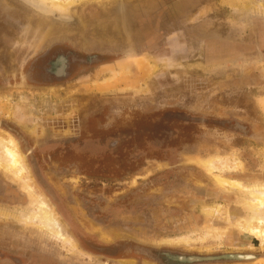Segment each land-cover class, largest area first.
I'll list each match as a JSON object with an SVG mask.
<instances>
[{"label":"rangeland","instance_id":"374dc122","mask_svg":"<svg viewBox=\"0 0 264 264\" xmlns=\"http://www.w3.org/2000/svg\"><path fill=\"white\" fill-rule=\"evenodd\" d=\"M230 1L185 0L171 14V0H92L68 21L0 0V129L76 242L0 219V264H264L230 226L209 250L154 245L199 229L202 205L244 217L240 197L189 159L236 155L233 178H264V0L251 21ZM81 52L95 61L78 69ZM27 204L0 172V207Z\"/></svg>","mask_w":264,"mask_h":264},{"label":"bare ground","instance_id":"6f19581e","mask_svg":"<svg viewBox=\"0 0 264 264\" xmlns=\"http://www.w3.org/2000/svg\"><path fill=\"white\" fill-rule=\"evenodd\" d=\"M25 1L31 3L32 7L38 12L50 15L56 12L59 18L68 20L71 18V7L92 0ZM181 1L183 0H173L168 11L171 10L170 13L172 14L175 11L183 9ZM233 1L234 0H231L230 2L232 3ZM234 2H236V6ZM234 2L231 5L232 9L236 11V13H239L241 17L247 18L250 21L255 16V13L259 12V8L263 7L257 0H235ZM117 34L119 33L117 32ZM125 51L126 50L123 51L125 54H132L135 50ZM188 162L195 163L199 166L203 172L211 178L213 184L219 190L227 194L238 195L240 197L238 201H241L245 211L244 217L231 222V214L226 210L221 214L223 208H221L220 205H202L200 212L204 215V222L199 229L175 236H166L156 241L154 245H165L174 248L183 247L186 249H193V246L200 245L206 250H209L210 248L206 246L207 242L210 241L217 247L221 245V241L229 235L231 231L228 227L230 226L244 236L257 241L260 250L264 251V178H249L245 176L233 178L244 169V164L236 155H232L230 158L211 156L205 160L189 159ZM26 164L24 155L19 149L17 141L10 133L0 129V172L13 178L19 184L21 191L27 197L28 201L27 207L24 206L13 209L0 207V219L5 221L11 220L25 228H35L39 233L51 241L67 244L72 248H76L75 240L65 229L48 198L36 187ZM217 216H220V219L223 220L226 227H215L216 224L214 220ZM193 234H199V236L193 238ZM241 234L239 235L241 236ZM103 236L104 240L111 239L109 236ZM231 238L232 243H234V235H232ZM235 239L237 244L242 243L238 242V238ZM249 248L251 247H248V249ZM245 257L246 256H244V258ZM132 262L133 261L129 260L124 263L132 264Z\"/></svg>","mask_w":264,"mask_h":264},{"label":"flooded vegetation","instance_id":"af4514ba","mask_svg":"<svg viewBox=\"0 0 264 264\" xmlns=\"http://www.w3.org/2000/svg\"><path fill=\"white\" fill-rule=\"evenodd\" d=\"M172 12H173V11H172ZM135 49H136V47H135ZM135 51H136V50H135ZM81 53H82V52H81ZM82 54H84V56H81L80 59L77 58V59H79V60H78L77 62H75V64L78 66V69L86 68V67L83 66V65H88V64H89V65H92V63H94V61H95L94 58H93V56H94L93 54H94V53H92V52H90V53H89V52H88V53H85V52H84V53H82ZM91 54H92V55H91ZM78 56H79V55H78ZM87 56H88V57H87ZM103 65H105V63H104ZM57 71H58V70H57ZM59 71H60V70H59ZM59 71L56 72V74H57V73H60ZM57 75H59V74H57ZM57 77H59V76H56V75L53 76V77H52V79H53L52 82H53V81H55V82H57V81H61V80L63 79V78L58 79ZM32 78H34V75H33ZM37 78H38V77H37ZM50 79H51V78H50ZM57 79H58V80H57ZM8 133H9V132H8ZM15 140H16V139H15ZM33 150H34V148H33V147H30L29 150L27 149V150H25V151H26L27 155H31V152H32ZM129 257H130V256H129ZM129 257H128V258H129ZM128 258H127V256H122V258H121L122 260H119V261H124V260H126V259H128Z\"/></svg>","mask_w":264,"mask_h":264},{"label":"water","instance_id":"95a60500","mask_svg":"<svg viewBox=\"0 0 264 264\" xmlns=\"http://www.w3.org/2000/svg\"><path fill=\"white\" fill-rule=\"evenodd\" d=\"M240 259H242V260H250V259H254V257H252L250 255H246L245 258L242 256V257H240Z\"/></svg>","mask_w":264,"mask_h":264},{"label":"crops","instance_id":"0c3cea01","mask_svg":"<svg viewBox=\"0 0 264 264\" xmlns=\"http://www.w3.org/2000/svg\"><path fill=\"white\" fill-rule=\"evenodd\" d=\"M173 1V0H172ZM175 1V0H174ZM183 1H185V0H183ZM263 50H264V45H262V47H261Z\"/></svg>","mask_w":264,"mask_h":264}]
</instances>
